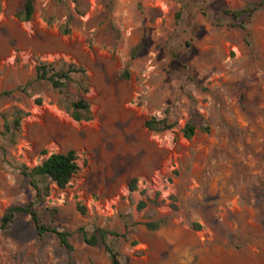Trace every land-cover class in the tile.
<instances>
[{
    "label": "rangeland",
    "instance_id": "rangeland-1",
    "mask_svg": "<svg viewBox=\"0 0 264 264\" xmlns=\"http://www.w3.org/2000/svg\"><path fill=\"white\" fill-rule=\"evenodd\" d=\"M23 1L0 0V92H11L0 102V218L34 202L72 248L22 214L0 234V264H111L79 227L124 234L105 239L121 264H264V0H33L21 21ZM259 3L247 34L224 12ZM44 62L84 69L89 120L63 104L75 84L33 82ZM15 110L25 116L9 135L2 114ZM150 118L172 128L151 131ZM68 150L75 175L36 195L23 169Z\"/></svg>",
    "mask_w": 264,
    "mask_h": 264
},
{
    "label": "trees",
    "instance_id": "trees-1",
    "mask_svg": "<svg viewBox=\"0 0 264 264\" xmlns=\"http://www.w3.org/2000/svg\"><path fill=\"white\" fill-rule=\"evenodd\" d=\"M262 3L252 4L240 10H228L225 9V14L231 16L235 21L239 20V23L234 26L239 27L247 34V23L256 12L258 7ZM1 11V4H0ZM34 13L33 0H24L17 17L21 21H29ZM125 77H128V73H125ZM33 82H43L48 84L52 90L62 92L67 89L70 83L76 86V95L73 99L64 100L63 104L69 113L70 117L75 121L89 120L91 117V111L88 100L85 95L88 92V78L82 67H78L74 64H67L60 66L56 62L51 63H39L35 67V75ZM10 91L0 92V102L3 98L9 96ZM25 114L21 110H15L12 113L2 114V118L5 120V130L9 135H17L19 132L21 119ZM11 123V125H9ZM145 127L151 131L161 132L172 128L170 123L166 120H157L156 118H150L145 122ZM204 130H208L205 128ZM184 137L190 139L195 134V127L191 124H187L183 130ZM77 157L73 150H68L63 153H54L45 158L40 164L28 169H23V175L27 177L33 187L36 195L40 193V182H48L54 184L59 189H64L71 178L78 170ZM135 180L130 184L131 189H134ZM144 207L143 203H140L139 209ZM79 210L83 213L82 207ZM26 214L30 216L32 223L36 229L38 235L46 233L54 234L61 246L71 249L69 237L71 234L65 230H59L52 227L45 226L40 223V219L37 210L34 206V202L21 206H11L5 210L0 218V234L6 233L18 216ZM145 227L148 230H156L161 226V222L145 223ZM76 232L81 235L83 241L91 246L97 245L101 242L104 245V249L108 255L111 264H121L118 253L106 243L105 239L109 236L115 238H124V234H119L114 231H108L103 229H96L92 234H89L83 227H79Z\"/></svg>",
    "mask_w": 264,
    "mask_h": 264
}]
</instances>
